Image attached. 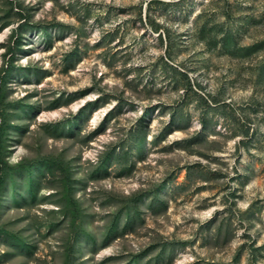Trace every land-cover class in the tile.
<instances>
[{
    "label": "rangeland",
    "instance_id": "1",
    "mask_svg": "<svg viewBox=\"0 0 264 264\" xmlns=\"http://www.w3.org/2000/svg\"><path fill=\"white\" fill-rule=\"evenodd\" d=\"M0 264H264V0H0Z\"/></svg>",
    "mask_w": 264,
    "mask_h": 264
}]
</instances>
